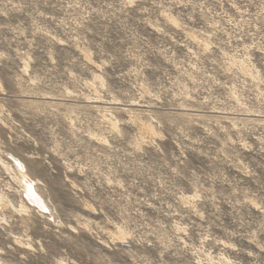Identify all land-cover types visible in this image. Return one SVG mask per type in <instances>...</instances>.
Instances as JSON below:
<instances>
[{
	"label": "clouds",
	"instance_id": "clouds-1",
	"mask_svg": "<svg viewBox=\"0 0 264 264\" xmlns=\"http://www.w3.org/2000/svg\"><path fill=\"white\" fill-rule=\"evenodd\" d=\"M0 264H264V0H0Z\"/></svg>",
	"mask_w": 264,
	"mask_h": 264
}]
</instances>
